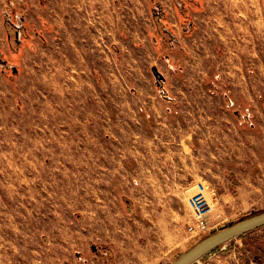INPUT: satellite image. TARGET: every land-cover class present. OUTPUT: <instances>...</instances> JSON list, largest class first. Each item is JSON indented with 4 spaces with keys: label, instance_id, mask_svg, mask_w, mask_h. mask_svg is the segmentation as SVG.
Here are the masks:
<instances>
[{
    "label": "rangeland",
    "instance_id": "1",
    "mask_svg": "<svg viewBox=\"0 0 264 264\" xmlns=\"http://www.w3.org/2000/svg\"><path fill=\"white\" fill-rule=\"evenodd\" d=\"M261 212L264 0H0V264H171Z\"/></svg>",
    "mask_w": 264,
    "mask_h": 264
},
{
    "label": "water",
    "instance_id": "2",
    "mask_svg": "<svg viewBox=\"0 0 264 264\" xmlns=\"http://www.w3.org/2000/svg\"><path fill=\"white\" fill-rule=\"evenodd\" d=\"M262 227H264V212L240 220L217 232H213L189 250L182 253L171 264H194L218 247Z\"/></svg>",
    "mask_w": 264,
    "mask_h": 264
},
{
    "label": "built area",
    "instance_id": "3",
    "mask_svg": "<svg viewBox=\"0 0 264 264\" xmlns=\"http://www.w3.org/2000/svg\"><path fill=\"white\" fill-rule=\"evenodd\" d=\"M204 183L199 182L196 184V191L190 200L192 219L188 223L186 231L189 239L206 235L211 231L208 217L213 212L212 199L209 200L208 189Z\"/></svg>",
    "mask_w": 264,
    "mask_h": 264
},
{
    "label": "crops",
    "instance_id": "4",
    "mask_svg": "<svg viewBox=\"0 0 264 264\" xmlns=\"http://www.w3.org/2000/svg\"><path fill=\"white\" fill-rule=\"evenodd\" d=\"M166 109H165V113H164V115L165 116H167V117H169L170 119H171V114L173 113V111H172V109H171V106H167V107H165ZM191 218H192V213H191ZM190 218V219H191ZM211 220V219H210ZM216 225H213V226H211V228H214ZM187 239H189L188 237L187 238H185L184 240H182L183 242L185 241V242H188V240ZM182 241H181V243H182ZM207 256V255H206ZM205 256V257H206ZM203 259V258H202ZM202 259H200V260H202ZM200 260L199 261H197V263H199L200 262ZM196 263V264H197ZM195 264V263H194Z\"/></svg>",
    "mask_w": 264,
    "mask_h": 264
},
{
    "label": "trees",
    "instance_id": "5",
    "mask_svg": "<svg viewBox=\"0 0 264 264\" xmlns=\"http://www.w3.org/2000/svg\"><path fill=\"white\" fill-rule=\"evenodd\" d=\"M258 230V229H257ZM256 231V230H255ZM252 232H254V231H252ZM252 232H249V233H246V234H244V235H242L241 237H238L237 239H244V238H246V236H248L249 234H251ZM233 241V240H232ZM219 248V247H218ZM216 250V249H215Z\"/></svg>",
    "mask_w": 264,
    "mask_h": 264
}]
</instances>
